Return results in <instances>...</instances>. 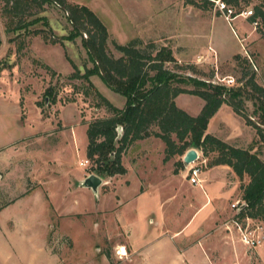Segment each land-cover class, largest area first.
I'll return each mask as SVG.
<instances>
[{
    "label": "rangeland",
    "instance_id": "374dc122",
    "mask_svg": "<svg viewBox=\"0 0 264 264\" xmlns=\"http://www.w3.org/2000/svg\"><path fill=\"white\" fill-rule=\"evenodd\" d=\"M117 4H109L110 9L113 6V11L106 7L98 11L107 31L105 49L108 55L114 58L120 55L113 42L124 44L137 37L141 41V48L152 43V49L148 48L152 54L160 47L170 49L174 61L165 62L163 66L180 76L189 75L212 84H218L217 76H231L234 84L228 88H237L242 87L245 79L252 75L253 80L264 89V24L255 18L256 24L253 25L250 19L255 6L260 5L264 11V0H237L235 5L228 4L234 13L251 11L246 18L236 16L229 25L224 23L209 0H161V5L146 3L149 11H142L146 14V21L134 22L136 25L132 27L121 19L124 8L122 6L120 10L121 4ZM202 5L205 8L200 7ZM1 7L0 0V205L30 187L25 182L26 176L31 182L38 179L43 187L35 188L28 196L0 210V230L6 232L9 220L18 221L27 217L28 227L32 230L28 237L32 238L26 244L33 248L43 241L44 226L50 219V212L54 217L67 212H95L114 205L110 186L102 187L100 184L95 189L80 186H85L82 177L89 174L103 180L108 178L89 169L93 163L86 159L84 153L85 123L111 114L98 95L116 108L123 107L124 97L111 91L96 74L88 77L91 86H87L82 79L67 78L72 72L67 59L79 73L83 72L84 67L90 68L92 63L81 43L84 35L54 44L41 36L62 37L71 29L64 11L55 4L45 3L42 11L22 19L25 28L19 30L12 28L16 20L2 14ZM34 16H44L47 22L28 24ZM34 29L41 30V33L32 35L30 30ZM210 40L220 45L223 57L218 56L212 44L208 43ZM180 87L192 86L180 84ZM46 88L51 89V96L44 94ZM248 90L244 88L242 98ZM188 95L179 94L175 102L194 115L200 109L202 100ZM242 100L243 112L251 121H257L259 111L255 109L256 99ZM233 113L229 109H220L208 120L206 129L222 139L233 141V146L252 147L251 151L257 152L264 161V143H261L253 127ZM151 130H156V127L151 126ZM120 132L121 129L117 127V136ZM123 161L126 165L127 160ZM196 166L202 168L200 163H196ZM235 178L239 193L230 202L241 203L239 185L245 184L248 178L243 176L241 181ZM80 189L87 190L84 196L78 193ZM100 195L108 196V199L103 201ZM230 208L234 214L232 219L220 220L217 225L223 226L226 232L232 227L235 229V236L229 242L236 243V248H233L238 254L241 253L238 263L264 264V220L236 218V207ZM92 216L95 219L96 214ZM111 218L109 215L107 219L110 220L107 221H111ZM233 220L239 222L242 233L257 236L258 244L248 247L242 242ZM99 221L97 217L91 225L96 226ZM178 224L179 218L173 222V226ZM203 226L209 227L206 224ZM89 234L98 236L94 229ZM21 235L18 229L8 235L10 244H18ZM33 249L39 251L38 248ZM119 250L121 254L125 253L123 247ZM218 253L226 252H213L212 255L218 256ZM18 254L16 251L13 254L15 257L6 256L0 262L18 264ZM226 262L230 264V258L226 257Z\"/></svg>",
    "mask_w": 264,
    "mask_h": 264
},
{
    "label": "crops",
    "instance_id": "0c3cea01",
    "mask_svg": "<svg viewBox=\"0 0 264 264\" xmlns=\"http://www.w3.org/2000/svg\"><path fill=\"white\" fill-rule=\"evenodd\" d=\"M69 2L85 5L101 22L98 11L104 7L109 8L110 3H120V10L122 6L124 8L120 17L124 19L123 22H129L131 27L136 25L134 22L146 21V14L142 12L147 9L149 11L146 3L161 5V0ZM110 10H114L113 6ZM208 43L212 44L218 56L223 57L224 52L219 44L212 40ZM178 96L179 94L173 99L177 107L179 106L175 100ZM223 108L233 113L228 105L221 104L211 118ZM206 132L230 145L233 142L218 137L208 129ZM163 150V142L152 135L130 143L120 156L124 172L108 176L104 180L100 178L102 183L98 184L102 187L110 186L114 205H108L95 212H67L56 214L54 217L50 212V219L44 226L43 241L40 246L33 247L39 251L35 252L26 244L32 238L28 237L32 230L28 227L27 217L18 221L9 220L6 232L0 230V261L6 256L16 254L17 251V256H20L18 264H228L226 257L230 258V264H237L241 253L238 254L234 250L236 243L229 242V239L235 236V229L227 226L232 228L226 232L223 226L217 225L220 220L232 219L234 215L230 201L239 193L236 175L225 164L206 166V158L197 149L196 159L188 164L183 163V155H173L163 161ZM123 160H127L126 165ZM178 160L181 165L175 166ZM196 163H200L202 168H199L197 174L198 183L193 184L188 180V170ZM25 182L29 183L30 187L24 189L20 195L10 198L0 210L28 196L35 188L43 187L38 183V179L31 182L28 176ZM85 191L80 189L78 193L84 196ZM100 196L103 201L108 199V196ZM93 213L96 214L95 219ZM109 215L112 217L111 221H107L110 220L107 219ZM97 217L100 221L96 226H92ZM178 218L179 224L173 226V222ZM204 224L209 227H202ZM16 229L19 230V235L22 232L25 236L21 235L18 244L14 246L10 244L8 235ZM92 229L97 230L98 236L89 234ZM121 247L124 248L125 255L117 256L115 250ZM221 251L226 253L212 255L213 252Z\"/></svg>",
    "mask_w": 264,
    "mask_h": 264
},
{
    "label": "trees",
    "instance_id": "16d2710c",
    "mask_svg": "<svg viewBox=\"0 0 264 264\" xmlns=\"http://www.w3.org/2000/svg\"><path fill=\"white\" fill-rule=\"evenodd\" d=\"M1 1V13L16 20L12 27L15 30L25 28L22 19L42 11L45 3H53L64 11L71 26L70 31L62 37L41 36L54 44L84 35L81 43L92 63L90 68L84 67L83 72L79 73L67 59L72 67L67 78L82 79L87 86H91L88 77L96 74L111 91L124 97L123 107L116 108L98 95L111 114L85 123V157L93 163L90 171L96 170V173L107 177L122 174L121 154L134 140L152 135L164 144L163 161L173 155L182 156L188 148H195L207 159L206 166L225 164L239 181L246 176L247 182L239 185L244 205L236 213V218L264 220V161L257 152L251 151L252 147H236L206 132L208 120L221 104H226L244 119L245 124L253 127L261 143H264V89L253 80L252 75L245 79L242 87L237 88L212 84L189 75L180 76L163 66L165 62L174 61L170 49L160 47L152 54L148 50L152 49V43L141 48L138 38H132L124 44L113 42L114 48L120 53L114 58L106 53L105 26L85 5L67 0ZM224 1L235 5L237 0ZM200 7L205 8L204 5ZM255 18L264 24V11L260 5L254 7L250 16L251 21ZM37 21L47 22L44 16H34L28 24ZM30 33L37 35L41 30H30ZM44 67L49 70L47 66ZM180 84L192 87L184 88ZM245 87L249 90L243 98L256 99L255 109L259 114L258 120L254 122L243 112L242 93ZM180 93L195 95L203 100L196 115H190L175 105L173 99ZM44 94L51 96V89L46 88ZM151 126H155L156 130L152 131ZM117 127L121 129L118 136ZM176 165L180 166L181 161H176ZM5 204H1L0 208Z\"/></svg>",
    "mask_w": 264,
    "mask_h": 264
},
{
    "label": "built area",
    "instance_id": "2783aa9c",
    "mask_svg": "<svg viewBox=\"0 0 264 264\" xmlns=\"http://www.w3.org/2000/svg\"><path fill=\"white\" fill-rule=\"evenodd\" d=\"M212 2L213 8L220 13L223 20L229 25V22H231L236 16L246 18L249 15H251L250 10H243L239 13H234L231 7L224 1V0H209ZM252 24L255 25L256 21H252ZM212 51V50H211ZM216 81L218 84L223 85L225 87H230L234 84V79L231 76H223V77H216ZM86 161V160H85ZM199 172V168L196 165H193L188 170V180L189 182L196 184L198 183L197 174ZM239 205V206H238ZM244 205L243 202L235 201L230 204L231 207H236V210H238ZM246 219V217H245ZM233 225L236 227L238 232L241 234V240L244 242L248 247H254L255 244H258V238L257 236H248V234L242 233L241 227L239 225V222L236 220L232 221ZM119 249L115 250V253L117 256H124V254H121L119 252Z\"/></svg>",
    "mask_w": 264,
    "mask_h": 264
},
{
    "label": "water",
    "instance_id": "95a60500",
    "mask_svg": "<svg viewBox=\"0 0 264 264\" xmlns=\"http://www.w3.org/2000/svg\"><path fill=\"white\" fill-rule=\"evenodd\" d=\"M196 159V151L193 148H189L185 151V153L182 156V161L184 164H188ZM101 182L100 177H98L95 174H89L85 177L83 180V185L87 187H91L92 189H95L96 186Z\"/></svg>",
    "mask_w": 264,
    "mask_h": 264
}]
</instances>
